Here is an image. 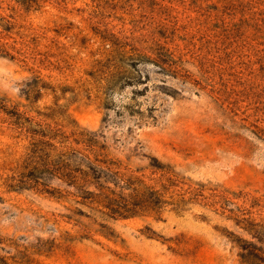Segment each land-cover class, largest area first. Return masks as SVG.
Wrapping results in <instances>:
<instances>
[{
    "label": "rangeland",
    "instance_id": "obj_1",
    "mask_svg": "<svg viewBox=\"0 0 264 264\" xmlns=\"http://www.w3.org/2000/svg\"><path fill=\"white\" fill-rule=\"evenodd\" d=\"M15 114L36 130H101L122 172L155 189L153 166L174 175L175 205L113 219L45 193L71 191L55 180L7 188L28 172ZM18 252L264 264V0H0V256Z\"/></svg>",
    "mask_w": 264,
    "mask_h": 264
},
{
    "label": "trees",
    "instance_id": "obj_2",
    "mask_svg": "<svg viewBox=\"0 0 264 264\" xmlns=\"http://www.w3.org/2000/svg\"><path fill=\"white\" fill-rule=\"evenodd\" d=\"M111 46L108 45V48ZM101 66L103 71L107 70L109 59H105ZM20 118V115L15 114V121L11 122L26 134L28 143L22 156V168L28 169V172L8 178L7 188L19 190L24 186L40 184L39 179L55 180L71 191L64 195L59 190L45 193L50 196L57 194L58 198L71 196L75 204L113 219L128 218L138 212L148 211L159 218L165 206L175 205L172 195L165 199L176 184L174 175L163 167L153 166L154 172H160L155 181L159 188L155 189L154 185L146 184L141 178L122 172L119 162L108 157L101 130L79 129L70 133L54 128L36 130L19 123ZM78 214L83 215L81 211ZM29 263L21 252L14 256H0V264Z\"/></svg>",
    "mask_w": 264,
    "mask_h": 264
}]
</instances>
